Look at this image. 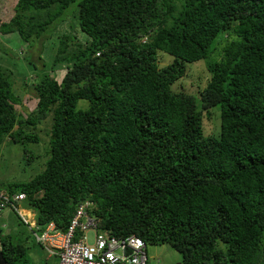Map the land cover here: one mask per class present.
Returning a JSON list of instances; mask_svg holds the SVG:
<instances>
[{
    "label": "trees",
    "instance_id": "1",
    "mask_svg": "<svg viewBox=\"0 0 264 264\" xmlns=\"http://www.w3.org/2000/svg\"><path fill=\"white\" fill-rule=\"evenodd\" d=\"M0 1V147L38 143L42 125L51 138L45 169L0 193V220L9 208L46 249L17 209L66 232L90 201L102 231L169 245L180 264H264V0ZM18 38L44 69L17 88L1 59ZM201 60L206 88L175 92ZM0 234L7 262L30 264L14 230Z\"/></svg>",
    "mask_w": 264,
    "mask_h": 264
},
{
    "label": "rangeland",
    "instance_id": "2",
    "mask_svg": "<svg viewBox=\"0 0 264 264\" xmlns=\"http://www.w3.org/2000/svg\"><path fill=\"white\" fill-rule=\"evenodd\" d=\"M71 10H78V7L74 5L71 7ZM4 15L3 1H0V18ZM71 18L72 16L69 17L70 20ZM73 28L67 29L66 31L71 34ZM20 44L21 41L18 38V40L12 43L13 46L10 51L4 52L1 59L2 66L12 71L17 88L25 81H31L36 74L41 73L44 69H41L44 63L39 61V59H35L36 53L31 52L30 55L32 57H28L26 55L29 53V49H26L25 53L19 51V48L16 45ZM54 54V48H47L44 54V57H46L45 66L47 69H51ZM161 54L164 55L160 56L161 67H165L174 61L172 56L164 53ZM186 67V76L173 85V90L178 93L198 96L206 88L211 78L207 69L206 61L201 60L194 64H186ZM31 93L33 94L32 91ZM28 98V96H25L23 100L25 106H17V109L22 112H29L30 108L28 105L33 107L32 102L34 101H30ZM80 104L81 106L88 105V103L84 101ZM206 114L207 113L205 112V134L208 136L218 135L221 131L220 111L214 108L210 116H207ZM41 128L44 129L45 125H42ZM42 129L40 131L37 130L40 137L38 143H30L23 146L7 140L0 147V193H6L10 183L30 181L45 169L49 158L47 153L50 149L51 138L50 129ZM19 215L22 220L25 221V217L20 213ZM18 219V216L8 208L3 211L0 224L4 225V231L10 232V230L13 229L14 233L17 234V239L19 238L27 245L29 248L30 264H57V258L50 256L49 252L35 240L31 228L27 224L21 223ZM88 236L90 243H93L94 233L89 232ZM147 253L150 264L181 263V255L169 245H149L147 246Z\"/></svg>",
    "mask_w": 264,
    "mask_h": 264
},
{
    "label": "built area",
    "instance_id": "3",
    "mask_svg": "<svg viewBox=\"0 0 264 264\" xmlns=\"http://www.w3.org/2000/svg\"><path fill=\"white\" fill-rule=\"evenodd\" d=\"M25 199V194H19L12 203ZM93 207L90 201L81 203L66 232L54 222L44 229L36 222L32 225L39 231L34 233L37 240L46 246L50 256L57 258V264H149L145 242L135 235L123 239L102 231L100 221L89 215L88 210ZM17 210L22 214V210ZM89 232L94 233L93 243Z\"/></svg>",
    "mask_w": 264,
    "mask_h": 264
},
{
    "label": "crops",
    "instance_id": "4",
    "mask_svg": "<svg viewBox=\"0 0 264 264\" xmlns=\"http://www.w3.org/2000/svg\"><path fill=\"white\" fill-rule=\"evenodd\" d=\"M22 214L24 215L26 222L30 223L31 226L36 222V214L34 211L25 209Z\"/></svg>",
    "mask_w": 264,
    "mask_h": 264
},
{
    "label": "water",
    "instance_id": "5",
    "mask_svg": "<svg viewBox=\"0 0 264 264\" xmlns=\"http://www.w3.org/2000/svg\"><path fill=\"white\" fill-rule=\"evenodd\" d=\"M0 264H9L5 259L2 250H1V234H0Z\"/></svg>",
    "mask_w": 264,
    "mask_h": 264
},
{
    "label": "clouds",
    "instance_id": "6",
    "mask_svg": "<svg viewBox=\"0 0 264 264\" xmlns=\"http://www.w3.org/2000/svg\"><path fill=\"white\" fill-rule=\"evenodd\" d=\"M23 212V211H22ZM52 223V222H51Z\"/></svg>",
    "mask_w": 264,
    "mask_h": 264
}]
</instances>
